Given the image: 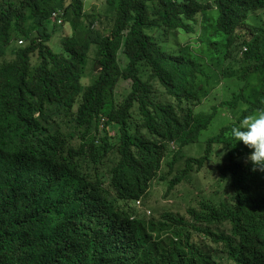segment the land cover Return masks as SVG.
Here are the masks:
<instances>
[{"label": "trees", "instance_id": "trees-1", "mask_svg": "<svg viewBox=\"0 0 264 264\" xmlns=\"http://www.w3.org/2000/svg\"><path fill=\"white\" fill-rule=\"evenodd\" d=\"M105 1L114 8L107 31L84 0L0 2V264H220L193 233L231 264H264V172L252 170L245 145L232 152L231 126L186 157L168 188L221 144L232 202L201 199L187 216L141 203L164 160L169 169L181 162L218 108L246 103L239 121L264 107V22H246L264 0ZM120 79L129 87L119 94ZM204 102L211 107L198 111ZM223 222L227 232L213 225Z\"/></svg>", "mask_w": 264, "mask_h": 264}, {"label": "rangeland", "instance_id": "rangeland-1", "mask_svg": "<svg viewBox=\"0 0 264 264\" xmlns=\"http://www.w3.org/2000/svg\"><path fill=\"white\" fill-rule=\"evenodd\" d=\"M0 2H4V0H0ZM91 4L95 5V7H90ZM84 11L87 13H100L99 17H94L97 25L102 24L104 27L103 30H109L111 21L108 15H112L114 13V8L111 5H108L105 0H85ZM96 9V10H94ZM246 22L250 25L259 26L264 22V10H258L256 12L249 13L246 18ZM50 28H54V32L51 34V38L49 40V44L52 48L57 49L60 46V40L57 36L58 30H60L61 26L54 25V23L50 24ZM146 31L150 32L151 30L146 29ZM213 37V35H212ZM211 37V38H212ZM221 36L218 34L216 39L219 40ZM263 40L260 38L259 40ZM160 46L163 50H170L174 47L173 40H159ZM95 45L91 46V51L89 53L87 66H86V76L83 78V83H88L89 78L91 76V62L94 57V49ZM220 51V50H219ZM123 54L121 52L118 53V59L120 65H123L125 59L123 58ZM239 57V56H237ZM237 58L235 60L227 62L225 65L227 70H234L237 68ZM253 75L250 77V84L254 82L256 86L255 78L253 79ZM249 84V85H250ZM129 87V82L125 80H119L118 86L116 88V92L119 94L122 92L121 90H125ZM119 100L121 95L118 97ZM210 102H213L211 99ZM202 105L197 108L198 111L204 112L207 111L211 106H209L208 102L201 103ZM247 107V104L239 101L235 107L221 108L219 109V113L214 115L208 125L200 131L199 139L195 142H191L183 146L180 150V155L183 157L181 162H176L173 164V167L169 169L166 164V160H164L162 167L160 169V175H158L150 184L148 193L141 203L148 210V213H160L162 211H171L178 213L179 215L187 216V208L196 207L197 202L201 199L208 200L212 203H220L223 201L232 202L231 196L233 194L232 187L230 184V178L228 176H220V168L227 162V152L226 148L221 144H216L217 147L213 144L211 147V152L209 153V157L207 158L205 164L200 168H196V166H192V170L184 175L183 179L178 183L174 184L171 188H168L169 181L172 179L174 175V169H181L184 166V159L188 156L198 157L206 149V140L217 134L222 127L225 126H233L235 123L237 124L239 121L237 120V115L242 113V111ZM236 115V116H235ZM238 121V122H236ZM231 128L225 130L226 137H230V148H235L237 144L242 145V142L235 141L231 137L230 133ZM216 147V148H215ZM239 158L244 159L245 152L241 151L237 154ZM113 156L108 157L109 164L112 163ZM141 204L140 209L143 207ZM147 214V215H150ZM217 226L219 229L228 231L229 225L225 222L220 224H213ZM195 237V241L200 243L204 250L209 251L213 259L220 264H231V262L227 258L226 252L222 249L220 245L214 244L207 240L202 234L198 235L193 233Z\"/></svg>", "mask_w": 264, "mask_h": 264}, {"label": "clouds", "instance_id": "clouds-1", "mask_svg": "<svg viewBox=\"0 0 264 264\" xmlns=\"http://www.w3.org/2000/svg\"><path fill=\"white\" fill-rule=\"evenodd\" d=\"M61 14L62 9L53 10L49 17L50 23H61ZM60 34L61 30H58L57 36L59 40ZM19 40L22 42H19ZM25 43L26 40L24 38H19L16 41L18 46ZM103 121L104 117H101L100 126ZM230 133L236 142H242L243 145L251 150L246 159L251 162L252 170L264 172V107L254 109L244 115L237 124L231 127ZM136 204L139 206L140 200L139 203L136 201Z\"/></svg>", "mask_w": 264, "mask_h": 264}, {"label": "crops", "instance_id": "crops-1", "mask_svg": "<svg viewBox=\"0 0 264 264\" xmlns=\"http://www.w3.org/2000/svg\"><path fill=\"white\" fill-rule=\"evenodd\" d=\"M84 7H86V5H85V0H84ZM90 7H95V5L91 4ZM94 10H96V9H94Z\"/></svg>", "mask_w": 264, "mask_h": 264}, {"label": "built area", "instance_id": "built-area-1", "mask_svg": "<svg viewBox=\"0 0 264 264\" xmlns=\"http://www.w3.org/2000/svg\"><path fill=\"white\" fill-rule=\"evenodd\" d=\"M19 42H22L21 40H19ZM137 203H139V200H137Z\"/></svg>", "mask_w": 264, "mask_h": 264}]
</instances>
